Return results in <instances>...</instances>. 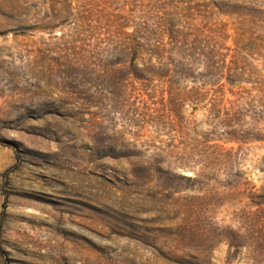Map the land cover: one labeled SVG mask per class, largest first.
I'll use <instances>...</instances> for the list:
<instances>
[{
  "label": "rangeland",
  "instance_id": "rangeland-1",
  "mask_svg": "<svg viewBox=\"0 0 264 264\" xmlns=\"http://www.w3.org/2000/svg\"><path fill=\"white\" fill-rule=\"evenodd\" d=\"M0 264H264V0H0Z\"/></svg>",
  "mask_w": 264,
  "mask_h": 264
},
{
  "label": "trees",
  "instance_id": "trees-1",
  "mask_svg": "<svg viewBox=\"0 0 264 264\" xmlns=\"http://www.w3.org/2000/svg\"><path fill=\"white\" fill-rule=\"evenodd\" d=\"M133 49H134V50H133L134 52H136V51H137V50H136V47H134Z\"/></svg>",
  "mask_w": 264,
  "mask_h": 264
}]
</instances>
